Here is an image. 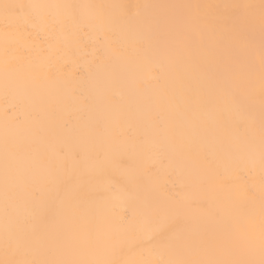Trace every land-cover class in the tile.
Masks as SVG:
<instances>
[{"label":"bare ground","instance_id":"bare-ground-1","mask_svg":"<svg viewBox=\"0 0 264 264\" xmlns=\"http://www.w3.org/2000/svg\"><path fill=\"white\" fill-rule=\"evenodd\" d=\"M3 3L73 7L0 15V259L259 264L261 0Z\"/></svg>","mask_w":264,"mask_h":264},{"label":"snow or ice","instance_id":"snow-or-ice-1","mask_svg":"<svg viewBox=\"0 0 264 264\" xmlns=\"http://www.w3.org/2000/svg\"><path fill=\"white\" fill-rule=\"evenodd\" d=\"M45 7H64L70 8L71 5H56V6H46V5H37V4H11L3 3L0 4V15H2L5 22V26H9L13 18L21 13L26 15H31V12L28 10H34L37 8ZM261 16H260V25L262 31H264V0H261ZM251 23V21H250ZM261 62L264 65V51L261 54ZM261 90L262 95H264V72L261 75ZM264 103V100H262ZM233 182H236V178H233ZM241 192H247L245 186L240 185ZM71 192L65 194L64 199L60 201V204L56 211L58 213H63L66 210V201L70 199ZM74 206H69L71 209ZM5 215H8L7 204L5 206ZM153 217V212L149 211L146 215V223H150ZM35 235V231L32 234H25L21 237L12 236L7 228L4 242V258L0 259V264H88V262L83 261H72L66 259H53L49 258V253H36L31 245V236ZM170 242H165L163 245L164 248H169ZM50 251V250H49ZM260 251L261 259L259 264H264V220L261 222L260 229ZM94 264H109L106 261H96ZM133 264H256L255 261L245 260V259H232V260H210V261H198V260H185V259H158V260H142L138 262H133Z\"/></svg>","mask_w":264,"mask_h":264}]
</instances>
